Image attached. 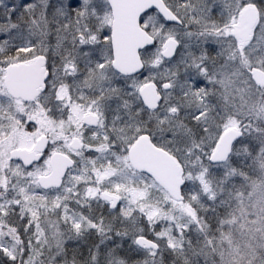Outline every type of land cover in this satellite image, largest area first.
Segmentation results:
<instances>
[{
	"label": "snow or ice",
	"instance_id": "obj_1",
	"mask_svg": "<svg viewBox=\"0 0 264 264\" xmlns=\"http://www.w3.org/2000/svg\"><path fill=\"white\" fill-rule=\"evenodd\" d=\"M0 264H264V0H0Z\"/></svg>",
	"mask_w": 264,
	"mask_h": 264
}]
</instances>
